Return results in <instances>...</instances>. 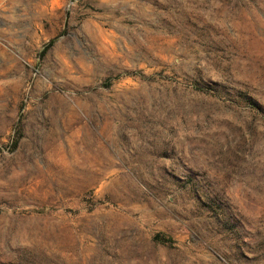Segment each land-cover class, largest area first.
I'll use <instances>...</instances> for the list:
<instances>
[{"label":"rangeland","instance_id":"1","mask_svg":"<svg viewBox=\"0 0 264 264\" xmlns=\"http://www.w3.org/2000/svg\"><path fill=\"white\" fill-rule=\"evenodd\" d=\"M0 264H264V0H0Z\"/></svg>","mask_w":264,"mask_h":264},{"label":"bare ground","instance_id":"2","mask_svg":"<svg viewBox=\"0 0 264 264\" xmlns=\"http://www.w3.org/2000/svg\"><path fill=\"white\" fill-rule=\"evenodd\" d=\"M100 32V31H99ZM102 35L104 36L105 40L107 42H110L111 43V39L113 37V33L111 31H108V32H103ZM102 38V37H101ZM108 47V46H107ZM104 48V46H103ZM109 48V47H108Z\"/></svg>","mask_w":264,"mask_h":264},{"label":"trees","instance_id":"3","mask_svg":"<svg viewBox=\"0 0 264 264\" xmlns=\"http://www.w3.org/2000/svg\"><path fill=\"white\" fill-rule=\"evenodd\" d=\"M157 239H160V240H162V241H164V242H169L170 241V239L169 238H166L165 236H162L161 234H156V236H155ZM165 237V238H164Z\"/></svg>","mask_w":264,"mask_h":264}]
</instances>
